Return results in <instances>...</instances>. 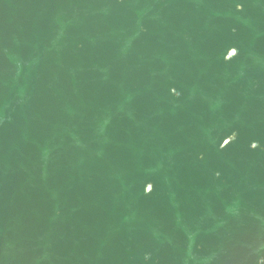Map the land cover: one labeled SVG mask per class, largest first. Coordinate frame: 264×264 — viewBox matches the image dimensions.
<instances>
[{
	"label": "water",
	"instance_id": "95a60500",
	"mask_svg": "<svg viewBox=\"0 0 264 264\" xmlns=\"http://www.w3.org/2000/svg\"><path fill=\"white\" fill-rule=\"evenodd\" d=\"M0 264H264V0H0Z\"/></svg>",
	"mask_w": 264,
	"mask_h": 264
}]
</instances>
